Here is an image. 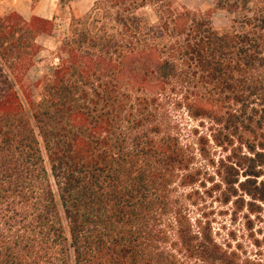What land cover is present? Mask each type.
I'll return each mask as SVG.
<instances>
[{"label":"trees","instance_id":"1","mask_svg":"<svg viewBox=\"0 0 264 264\" xmlns=\"http://www.w3.org/2000/svg\"><path fill=\"white\" fill-rule=\"evenodd\" d=\"M55 20L0 16V264H247L190 222L181 199L198 190H179L207 174L158 106L178 94L219 128L229 153L206 193L264 214V0H96L71 11L36 99L26 76Z\"/></svg>","mask_w":264,"mask_h":264},{"label":"rangeland","instance_id":"2","mask_svg":"<svg viewBox=\"0 0 264 264\" xmlns=\"http://www.w3.org/2000/svg\"><path fill=\"white\" fill-rule=\"evenodd\" d=\"M95 1L65 0V4H62L60 0H41L34 10L31 0H0V16L18 11L26 18H30L34 13L48 18L56 17L54 32L51 35L43 34L38 37L42 49L34 58L26 76V83L31 87L36 99L40 97L41 88L37 87L35 82L46 75H51L59 61L61 39L67 31L71 11L84 14L91 9ZM175 2L179 6L208 11L213 10L216 0H175ZM149 13L152 16L150 11ZM231 18L232 16L224 11H215L212 14V21L217 29L229 28ZM179 100L178 94H168L163 96L158 108L159 117L179 134L182 142L194 146L196 155L194 167L202 169L207 174L204 177L205 188L197 184L193 188L179 190V195L183 197L189 192L198 190V193L192 192L187 199H181L190 222L196 230L199 221L206 222V225L210 224L215 240L226 248L238 252L247 264H264V214L253 215L247 210L238 212L232 204L222 203L219 192L212 195L206 193V189L211 186L207 180L210 175H214L217 181L220 180V177L214 174L216 168L211 166V160L217 162L229 152L214 143L213 135H217L219 128L209 120L191 118L186 108L179 105ZM199 136L205 138L203 155L200 152L201 145L197 144ZM262 206L264 208V205Z\"/></svg>","mask_w":264,"mask_h":264},{"label":"crops","instance_id":"3","mask_svg":"<svg viewBox=\"0 0 264 264\" xmlns=\"http://www.w3.org/2000/svg\"><path fill=\"white\" fill-rule=\"evenodd\" d=\"M23 15V14H22ZM24 16V15H23ZM25 17V16H24Z\"/></svg>","mask_w":264,"mask_h":264}]
</instances>
